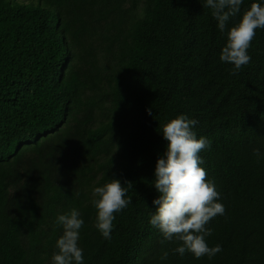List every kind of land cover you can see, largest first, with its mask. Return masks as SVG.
Here are the masks:
<instances>
[{"label":"trees","instance_id":"16d2710c","mask_svg":"<svg viewBox=\"0 0 264 264\" xmlns=\"http://www.w3.org/2000/svg\"><path fill=\"white\" fill-rule=\"evenodd\" d=\"M204 2L0 0V264H51L71 208L84 264H264V29L232 75L227 31L255 0L223 32ZM181 114L211 141L201 167L226 209L212 259L150 224L162 126ZM112 178L132 202L106 240L92 200Z\"/></svg>","mask_w":264,"mask_h":264},{"label":"clouds","instance_id":"9594fccd","mask_svg":"<svg viewBox=\"0 0 264 264\" xmlns=\"http://www.w3.org/2000/svg\"><path fill=\"white\" fill-rule=\"evenodd\" d=\"M244 0H205L203 6L210 8L218 22L220 31H225L230 19L241 14ZM258 29H264V2L255 0L242 13L241 19L227 31V42L220 60L234 66L231 74H238L251 62L249 49ZM198 123L181 114L162 126L163 138L167 141L164 155L157 160L154 187L160 193L154 199L156 210L151 215L150 224L159 230L166 241H179L173 251L180 256L191 253L194 258L207 256L212 259L222 251L220 245L210 247L206 237L212 234L208 227L218 215L226 212L223 203L218 202L221 194L215 182L208 179L201 153L211 148L206 137L197 138L193 127ZM257 157L259 149H254ZM122 184L112 178L108 183L93 190V206L97 210L95 227L106 240H111L115 214L122 212L132 202L127 197L131 182ZM56 223L62 225L63 234L56 243L57 251L52 255L51 264H84L83 249L79 246L80 230L84 220L77 208L59 214ZM164 251L161 259H167Z\"/></svg>","mask_w":264,"mask_h":264}]
</instances>
